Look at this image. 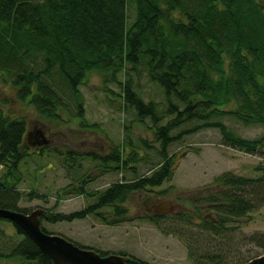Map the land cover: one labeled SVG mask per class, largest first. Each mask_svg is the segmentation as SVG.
<instances>
[{"label": "trees", "instance_id": "1", "mask_svg": "<svg viewBox=\"0 0 264 264\" xmlns=\"http://www.w3.org/2000/svg\"><path fill=\"white\" fill-rule=\"evenodd\" d=\"M263 3L264 0H0V76L11 86L16 101H27L49 122H63L59 109L64 103L55 88L58 82L61 91H69L76 116L83 120L84 101L79 88L87 73L105 72L118 85L123 106L135 112L138 122L150 119L160 143L162 161L150 176L113 183L95 193L94 203L70 214L45 210L49 222H70L90 215L111 225L127 221L124 203L131 193L150 191L172 177V157L166 149L189 130L175 135L170 132L186 122H199L191 132L217 128L223 144L239 151L253 153L264 144V134L254 140L243 139L216 119L232 116L246 125L264 126ZM129 7L134 14L130 20ZM127 66L128 70H144L149 80L162 88L164 105L145 101L129 79L117 80L118 74L128 71ZM25 133L24 118L9 117L0 109V207L28 213L17 207L20 193L16 188L19 165L25 157L21 147ZM78 156L99 160V172L103 174L127 163L116 148L105 156L69 150L65 153V169L70 167L69 159ZM88 181L82 179L76 182L78 185L72 182L64 190L91 196L85 192ZM219 181L215 187L188 198L191 211L182 217L172 214L200 228L188 240L180 238L187 241L194 264H228V254L222 249L215 254L213 236L205 233L220 232L226 222L205 218L201 213L204 208L212 216L219 213L246 220L264 202V176L254 179L224 174ZM104 207L113 210L112 222L99 211ZM166 217L153 214L151 218ZM42 219L46 218L42 215ZM0 222L11 223L3 218ZM11 226L21 240L8 251L0 250V259H16L19 264H52L19 227ZM250 241L264 251V234L254 233ZM120 255L129 257L127 264H148Z\"/></svg>", "mask_w": 264, "mask_h": 264}, {"label": "rangeland", "instance_id": "2", "mask_svg": "<svg viewBox=\"0 0 264 264\" xmlns=\"http://www.w3.org/2000/svg\"><path fill=\"white\" fill-rule=\"evenodd\" d=\"M128 16L129 20L134 16L131 7ZM125 79L133 83L138 95L145 101L164 105L162 88L150 81L144 70L138 68L118 74L117 80ZM60 87L57 82L55 88L59 90L64 103L59 113L64 121L53 123L39 116L27 101H16L11 86L4 83L0 76V109L9 117L24 118L26 125L30 123L46 130L51 134L52 146L55 147L38 152L22 149L25 157L18 171L16 188L20 199L17 207L27 212L35 209L63 214L79 211L96 201L95 193L121 180L150 176L162 161L160 143L155 138L150 119L146 118L140 123L135 112L123 106L118 96V85L108 73L93 71L86 74L79 88L84 101L83 120L76 116L69 91L64 88L61 91ZM168 119L169 116L165 117L161 125ZM216 119L226 130L243 139L254 140L264 134L263 125H246L232 116ZM198 124L197 121L186 122L170 132L175 135L189 130L166 149L168 156L172 157L173 175L150 191L131 193L124 203L127 221L111 225L90 215L70 222L51 223L42 219L41 226L48 233L61 235L82 248L102 254H127L148 264H194L193 259L189 258L191 250L186 245L187 241L180 238L188 240L200 228L175 219L172 214H166L167 217L162 220L151 218L153 214L143 209L144 198L151 196L155 201L170 199L176 206L173 214L182 217L183 213L192 210L188 198L207 187H215L222 175L254 179L264 176V144L253 153L239 151L223 144L217 128H200L191 132V128ZM112 148L118 149L127 163L110 173H100L102 163L89 156L69 159L70 167H64L65 153L69 150L105 156ZM82 179L89 180L85 183V192L91 193V196L64 190L72 182L78 185L76 182ZM30 193L33 195L30 196ZM99 211L107 215L111 222L115 219L110 207ZM201 213L205 217L212 215L205 208ZM248 217L238 223L226 222L220 232L212 235L205 231L213 236L211 238L216 246L212 249H215V254L220 249L228 254L225 259L228 264H242L264 252L250 241L254 233L264 234V202ZM20 240L19 236L13 234L11 223L0 222V250L8 251ZM0 264H19V261L0 259Z\"/></svg>", "mask_w": 264, "mask_h": 264}, {"label": "water", "instance_id": "3", "mask_svg": "<svg viewBox=\"0 0 264 264\" xmlns=\"http://www.w3.org/2000/svg\"><path fill=\"white\" fill-rule=\"evenodd\" d=\"M150 199L148 197L144 203H148ZM175 207L170 199H166L153 203L147 210L156 214H167L175 212ZM42 215L46 219L49 217V214L42 209L24 213L0 207V218L7 219L19 227L50 258L52 264H127L129 261L127 256L118 254L101 255L93 249L82 248L61 235L47 233L41 227ZM211 220L220 222L240 221L238 218L224 214H216L211 217ZM243 264H264V253Z\"/></svg>", "mask_w": 264, "mask_h": 264}, {"label": "flooded vegetation", "instance_id": "4", "mask_svg": "<svg viewBox=\"0 0 264 264\" xmlns=\"http://www.w3.org/2000/svg\"><path fill=\"white\" fill-rule=\"evenodd\" d=\"M65 145L70 146L69 144H65ZM21 147H22V149H29V150H32L35 152L44 150L45 148H51V147L55 148L54 146H52L51 134H48V132L41 127L32 126L30 123H27V125H26V133L24 135ZM72 151H74V150H72ZM148 197L151 198L150 201L148 203H144V201ZM156 202H158V201H155L153 199V197H151V196L145 197L143 200L144 211L146 213L154 214V212H149L147 209H149L151 207V205L153 203H156ZM173 213H175V212H173ZM207 217H209V216H206L205 218H207ZM210 220H211V216H210Z\"/></svg>", "mask_w": 264, "mask_h": 264}]
</instances>
